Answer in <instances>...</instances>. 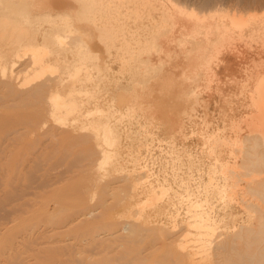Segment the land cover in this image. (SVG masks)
I'll use <instances>...</instances> for the list:
<instances>
[{"label":"bare ground","instance_id":"1","mask_svg":"<svg viewBox=\"0 0 264 264\" xmlns=\"http://www.w3.org/2000/svg\"><path fill=\"white\" fill-rule=\"evenodd\" d=\"M220 1L221 0H186L187 3L185 4L187 5H184L177 4V2H175L174 0H158V3H155L156 0H19L21 5L30 7L29 13L38 11L40 12L44 9H51L53 11L57 10V12L61 14V19L66 20L65 25L67 24L66 22L69 23L66 26L63 23V25L65 26H62L63 29H66L67 27V29L70 30L71 28L68 27L70 25L74 27L72 35L68 37L70 41L64 42L59 39L57 46L59 49H62V52L65 50L64 53L69 52L70 55L76 54L75 51H77L78 48L84 46L92 50L95 59H97L95 65L93 64L94 66H92V68L95 67L93 69L97 72L96 74L99 77V79L97 80V84H101V81H104L106 79L104 73L105 64L104 66L101 65L104 63L103 60L106 58V56H103L104 52H107V54H109V57H111L110 53L113 52V48L115 49L114 54L111 57L113 63H120L125 59H130V57L133 55L134 62H136L140 67L149 65L148 67H146V69L138 68L142 71L141 73L139 72L142 79L139 78L137 80L136 77L138 76H134L133 73L132 75L130 74V79H132V83H130V80L128 79L129 81L127 82V77H125L127 85L129 83L131 85H134L135 83L136 84L133 87L129 86V88H132L131 93L129 92L130 94H118L119 100L121 99L120 101L129 103V99H133L134 102H137V104H139V107H144L147 109V111L149 108H151L150 110L152 111L153 108L154 112L152 111V114H155V116L157 117L158 115H160V120H167L165 123L169 124V122L172 123L173 121H176V123L181 124V126H183L184 124L182 122L184 120H182L181 115L185 116L188 111L190 112V107L193 104L191 101H195L196 97L198 98V96H200L201 98L203 96V92L198 89L200 83L198 82L197 78H195V76L198 75L200 71L204 75L205 80L203 88L205 91H210V86L216 85L217 82L215 78H218L222 70L226 68L227 63L230 59L237 58L243 60L248 57L247 52L239 45L236 46L233 42L240 40L243 43V47H252L251 42H253V40H257L261 43V49L257 50V54L261 55L262 52H264V21H261L254 25H250L249 23L242 24L243 22H246L248 20H243V14L240 12L241 10L236 11L235 5L233 6V8L231 7L232 9H229L227 7L226 9L225 7L221 8V6H223L221 4L223 0L221 2ZM228 1H225V3H227ZM242 1L244 2L242 6L245 5V8L246 6L247 8L248 6L250 7V4H259V8H264V0ZM230 2H233V0ZM84 4L99 5L100 8L96 9V11L94 12V14L97 13L98 15H93L91 19H87L86 17H81L80 14L89 16L91 11L76 12L73 10V8H76L78 6L83 7ZM235 4L238 5L237 2H235ZM4 8H2L3 13H1L2 10L0 8V17H3L4 15L2 14L6 13L4 11ZM227 9H229V11ZM13 10L14 9L10 10L11 13ZM7 14H9V12ZM61 21H59L58 23H60ZM40 31L41 30H39V32ZM43 31L44 30H42V32ZM37 35H33L29 40L31 41V43H27L29 46L26 47L29 50L25 49L26 51L30 52L27 72L31 71L29 74L31 75L32 82H34V79L36 82L37 77L43 75L44 72L52 68V65L54 64L53 63L51 65V62L49 60L50 57H48L50 55L49 52H51V50H48L49 47L47 46L48 48L46 49L42 45H39L38 42H36L38 39L42 40L44 36L41 35L40 37H38ZM107 42H110V44H106ZM65 43L67 44L65 45ZM51 44L53 46L55 43ZM43 45L45 44L43 43ZM104 45H106L107 47H104ZM54 48L52 49L50 47V49L52 50H54ZM82 50H84L85 52L84 48H82ZM11 51H13V54H15V56L11 59H6L0 56V73L3 75L7 72L9 77V81H6L1 90L7 86H11L10 90L6 88L5 89L7 91L4 89L3 91L0 90V94H2L1 98L4 102L3 104L7 103L8 109L13 110V103L17 101L23 102L26 99H37L40 105V102L44 100L46 104H43L44 107L43 105L41 106L43 107V110H41L43 111L42 114L44 116V119H42V121L40 120L41 122H39V126L42 128L43 125L47 124L48 121L52 122L53 125L54 123L60 124L61 126L58 125L57 127H52L50 125L53 128L51 129L52 132L56 131V134H58L57 130L58 132H63V130L61 131L60 128H62L64 122L66 125L69 124L67 122L68 120H66L65 117H67L68 119V116H70L72 118L71 122H76L78 119H80L81 122L85 120L89 122V124L95 122L96 120L95 124L91 125L92 133L84 135H92L90 136V138L92 137L94 139L96 146L95 149H97V152L99 154L96 153L98 157L96 155V159L94 160L93 165L91 164L92 167L90 168L92 169V174L96 175V179L98 177L101 179V177L106 175V172L99 171L101 170V168L105 167L106 164L111 163L109 150H107L106 145L110 146L113 142V140L110 139L111 134H113V128L109 127V123L107 125L108 127H105L103 129L105 125L102 127V124H104L105 122L101 123L102 120L101 118H99L102 115L98 116L97 118L96 116L99 114H94L95 112L98 113L102 110V114L104 116L105 113L101 108L103 104H99L97 106L98 108L94 106V108L87 109V111H83L82 108H80L86 103L82 98V95L85 91L81 89L84 88L83 85L85 83L83 85L81 84L80 86H78V84L82 82H88L85 81L86 79L81 82L79 81L80 79L82 80L84 76H88L87 73H90V71L88 70L89 68L87 69V66H85L86 64L83 61H81L83 62L82 64L75 66L73 65L74 63L72 64L71 61H69V58L66 59V57L63 60L61 59L66 74H68L67 71L70 72L66 78H60L61 76H57L59 79L55 77L56 79L53 80L50 77V80H47V78L45 77L46 79L41 80L40 78L43 77L41 76L39 78L40 81L37 80V82H39H36L37 84L35 83V85L33 84V86L28 90L21 89L20 91H18L19 88L17 89L15 87L16 90L13 91L12 89L14 88V83H11V81L13 80L12 78L18 75V73L23 71L26 67L21 66L24 63H22L23 59L21 55L19 53H16L15 49H12ZM78 52L79 51H77V53ZM47 53L49 54L47 55ZM59 53L60 51L58 52V54ZM80 53L82 54V57L83 55H86V53ZM88 53H90V51H88ZM81 54L79 56H81ZM64 56L66 55L64 54ZM79 56L78 58L81 59V57ZM86 57L83 58L86 60ZM219 57L222 59L221 61H219ZM57 58L58 57L55 58V61ZM72 58L76 61L77 57L74 58L72 56ZM20 59L22 60L20 61ZM107 61L109 60L107 59ZM19 62H21L22 64ZM158 63H160V65H158ZM106 65L111 64H109L108 62ZM109 68L107 69V71L111 69ZM118 68L120 71V67ZM87 70L89 72H87ZM112 70L110 71L112 72ZM111 72H107V75L110 77L113 76L111 75ZM251 72V70H246L242 75L245 79V81L242 83V87L247 86L246 82L251 85L246 93L240 92V95L243 96V99H245L248 104L246 114L242 116L241 120L243 126H240V124L235 125L233 127L234 129L230 131V135H224L220 134L218 131H212L207 132L208 134H204V136L202 137V152H204L203 156L207 159V166L204 173L205 180H202L199 185H197L196 183L195 185L197 188H195V186H192L195 189L189 188L190 183H193L195 180L191 175H188L184 179L176 180L178 183H175H177L178 188H180L179 192L164 188L163 185L161 188L159 187L160 189L158 191L155 189L158 188V186H155L153 179L145 181V179H147L151 175L146 169L148 167L145 168L144 166L146 164L142 165V163H140L141 160L140 162H138V160L136 159L137 157L134 158V168H136V173L131 179L134 184L138 185L137 188H139L140 194L145 193L146 197L145 200L140 203V199L134 197V192H131V194H129L130 191H128L127 193V191L125 190L126 188H124L126 197L125 194L123 196L126 199L121 203V207H123L125 210H118L116 211L117 213L114 212L112 214L113 216H116V221H114V223L117 222V224L118 222L121 223L122 221H124L122 223L127 222V218L125 217L129 216V218L131 219L134 218L130 223H125L126 225H129V227L126 226L128 228V232H126L127 230H125L127 236L125 235L123 237L124 240L127 239L125 237H129V239H131L132 237L135 240L136 236H141L144 230H146V233L151 232L152 234V232L155 233L159 231V229H161V226H159L158 228V225L153 224L155 223L154 220L152 223L153 225H150L152 221L151 219L149 221V213L148 215L146 213L143 214L145 209H151L152 213L157 214V216L163 211V214L166 216L167 220L169 221L168 223L172 228L171 231L168 230V232L172 233L174 230H176L175 228L179 226L178 210L179 207L183 206L185 210V218L180 220L181 230H178L180 231L179 235L172 237V235L174 234L173 233L170 238L167 237L169 238L168 243L166 242L164 244H161L163 245V248L169 247L173 249L175 257L174 261L176 260L179 264H264V62L256 67L252 73ZM148 73L149 75H146ZM88 78L87 80H89ZM90 80H92L91 77ZM119 84L120 83H118L117 86H119ZM46 88L48 89L47 91L45 90ZM171 88L174 91L172 93L174 96L171 95L169 91H165L167 89L172 90ZM79 89H81V91ZM125 89L127 90V88ZM162 91L167 92V94H170L169 96L172 97H169L166 93L163 94ZM214 93L217 94L219 99L222 101H226L230 97L229 92H224L218 85L215 86ZM88 94L89 93L87 92L85 95ZM158 94L166 95L169 98L164 96L167 99L164 100L162 95L161 97L163 98V100L159 97V99L161 100L160 101L158 99ZM4 98L8 99L5 101ZM188 102L192 104L190 105V103ZM196 102L197 100L194 102L193 106L197 104ZM137 104L135 106H137ZM197 107L198 106H196V108ZM142 108H140V113ZM132 109L133 107L131 106V110ZM41 110L38 112L40 113ZM128 110L129 112L131 111L130 108ZM132 111L135 112L134 109ZM204 111L207 112L206 109ZM12 112H14V110ZM131 112L128 113L126 111L125 113H128L130 115ZM9 113H11V111H9ZM192 113L194 112H190L188 114L189 116H187V119L195 115H192ZM147 117H145L144 119H147L148 121L150 117ZM155 118L153 119V121H155ZM64 119L66 121L62 122ZM157 120H159V118H157ZM63 128L65 130V128L67 129L68 127L63 126ZM78 128H80L78 125L72 123L70 124L69 130H67L69 131V133L73 134L74 132L78 131ZM54 132L52 134H54ZM64 134L66 133L64 132ZM115 140L117 142V138ZM190 158L191 156L187 159ZM195 164L197 163L195 162ZM109 165L113 164L111 163ZM196 168L198 170V167ZM188 169L190 170V167ZM93 178H95V176ZM93 183L94 182H92L91 185ZM126 183H128V181ZM94 186L96 187L97 185ZM94 186L92 185V188H94ZM127 187H129V185ZM131 188L130 190L134 189V187L133 189ZM89 189L91 190V188ZM113 189L110 187L107 189H102V191H100L101 193H108L109 191H111L109 193H112L114 192ZM93 194L94 193L91 192L90 196H92ZM140 194L139 192L137 193L138 196ZM86 197L90 199V197ZM89 199L88 202L90 201ZM159 202H161V206L159 205ZM61 203L62 202L60 201V204ZM55 207L52 209H55ZM90 214L92 215L90 211H86V213L83 212L82 214L77 215V217L73 219L71 218L75 221V223L74 221H70L73 222V225L76 224V222L77 224H79V221H83V219L85 220L87 215ZM130 216H132L133 218ZM155 216L156 215H154V217ZM122 217L124 218L122 219ZM120 218L122 221L120 220ZM69 225L71 224L69 223ZM152 226L157 227L158 230L156 231L154 228H152ZM120 227H123V225L121 226L120 224ZM114 233H116V230H114ZM118 234L117 236L121 237L124 235V233L122 235L121 232V235ZM110 235L114 236V234L112 233H109V235L107 233L105 237H108ZM165 235L164 238H166ZM117 236L115 237V239L117 238ZM140 236L138 237V239L140 238ZM154 237L156 239V236L153 235V240H151L154 242L152 243H155ZM103 238L104 236L96 235L90 238L88 245L90 244L92 246V243L94 245V243L99 242V245L101 246L99 254L94 252V256L93 254H91V259L95 258L96 256L99 257V255L103 254V252L106 254H104V256L100 255L99 258H95V263L88 262L89 264H114L115 262L117 264H120L122 261L123 264H142V261L148 259V257L150 258V255L151 258L153 256H158V253L153 255V253H155L153 252V249L155 248L150 249L152 252L151 254H148L149 256L144 251V253L148 256L146 257L143 255L144 257H146V259L141 255V251L135 252L137 255L139 254L138 256H133V254L135 255V253L131 254L133 251H131L130 253L129 250L125 249L128 247L124 245L125 243H127L126 241H123L125 242L124 244L122 243V245L125 247L122 246L123 248H121V244L120 246L117 245L119 244L117 243L119 241H114L115 244H105V239ZM123 238L121 239L123 240ZM133 239L132 241H134ZM122 240L120 241L122 242ZM103 241L107 249L105 251H103L105 248H102ZM161 241H163V239ZM152 243L151 246H153ZM79 245L81 246L82 243ZM111 245H114V247L116 248L114 249L113 247H111ZM154 245H156V243ZM73 246H71V248ZM151 246H149V248ZM109 248H112L113 250L112 255V251H110ZM14 249L17 248L14 247ZM145 249H147V247ZM156 249H158V247ZM127 251L132 256H129ZM157 251L158 250H156V252ZM75 255L76 257L80 258L82 253L80 251H76ZM87 256L84 257L85 261L86 258L87 261L90 260V255ZM117 259H120L121 261L119 260L120 262H118ZM155 264H158V259L155 261Z\"/></svg>","mask_w":264,"mask_h":264},{"label":"rangeland","instance_id":"2","mask_svg":"<svg viewBox=\"0 0 264 264\" xmlns=\"http://www.w3.org/2000/svg\"><path fill=\"white\" fill-rule=\"evenodd\" d=\"M174 1L177 2V4L187 5L185 4L187 3L186 0H174ZM225 1L228 0H223L222 1L223 3L221 2V4L223 5L221 6V8L225 7L226 9L227 7L229 9H232L233 6L235 5L236 11L241 10L240 12L243 15L242 14L239 15L243 16V20H248L246 22H243L242 24L249 23L250 25L252 24L254 25L261 21H264V8H259V4L258 5L250 4V7L248 6L247 8L246 6L245 8L244 7L245 5L242 6L244 4L242 0L239 1L233 0V2L235 1L238 3L239 7L237 4H235V2L234 4L233 2H230L232 0L228 1L230 3L228 2L225 3ZM155 3H158V0H156ZM0 8L1 10L2 8H4V11L6 12L5 14H2L4 15L3 17H0V43H1L0 56L6 59H11L15 56V54H13V51L11 50L15 49L16 53H19L23 59V60L20 59V61L22 60V63L23 62L26 63V64L24 63L22 64L21 62H19L22 64L21 66H24L26 68H24L23 71H21L20 73H18V75L12 78L13 80L11 81V83L12 84L14 83L13 84L14 88L12 87L13 88L12 90L13 91L16 90L15 87L17 89L19 88L18 91H20L21 89L28 90L30 87L33 86V84L35 85V83L37 82V80H39L41 76H43L40 78L41 80L46 78L47 80L48 79L50 80V77L54 80L56 79L55 77L57 76L59 77L61 76L60 78H66L67 75L70 73L67 71L68 74H66V72L64 71L65 69L63 68L62 60L66 57H67L66 59L69 58V61H71L72 64L74 63L73 65L75 66L80 65L84 62L86 64L85 66H87V69L89 68L88 70L90 71L91 75L90 73H87L88 76H84V77L82 76L83 78L82 80L80 79L79 82L84 81V79H86L85 81L88 82H82L78 84V86H80L81 84L83 85L84 83L87 84V85L84 84L83 85L84 88L81 89L84 90L86 93L88 92L89 94L90 93L91 94L85 95L86 93L84 92L82 98L86 103L84 104V106H81L80 108H82L83 111H87V109L94 108V106L97 107L99 104L101 105L103 104L101 108L105 113L104 116L102 114L101 109H100L101 112L98 113L95 112L94 114L96 115L99 114L97 116L95 115L97 118L98 116L101 115L103 116V117L102 116L99 117L102 120V122L100 120L101 123L105 122L104 124H102V127L105 125L103 129L105 127H108L107 125L109 123H110L109 127L113 128L112 129L113 134H111L110 137V139L113 140V142L110 146L106 145V148L107 150H109V154H110V162L113 165H109L111 164L109 163L106 164L105 167L101 168L99 172H106V175L101 177V179L99 177L96 179V175L92 174V169L90 167H92L93 162L96 159V155L99 153L97 152V149H95L96 146L94 139L92 137L90 138V136L92 135H84V134L92 133L91 125L95 124L96 120L91 124H89V122L85 120L81 122L80 119H78L79 121L77 120L76 122L73 121L71 122L72 118L68 116V119L67 117L65 118L66 120H68L67 122L69 124L67 125L65 124L64 122L66 121L65 119L62 121L64 122V125H62V128H60V130L61 131L63 130V132L59 131L60 132L59 133L57 130L58 134H56V131L55 132L53 131L54 134H52L53 133L51 130L53 129L52 127L53 126L57 127L60 124L54 123L53 125L52 122L48 121L47 124L43 125L42 128L39 126L40 125L39 122H41L42 119H44L43 118L44 116L42 114L43 113L42 110L44 107L43 104L45 103L44 100L40 102V105L37 99L36 100L26 99L23 102H19V101L14 102L12 107L14 112H12L13 111L12 109L11 110L8 109L7 103L3 104L4 102L3 99L1 98L2 94H0V232H1L0 233V258H1L0 264H7V263L8 264H58V263L59 264H89L88 262L93 263L95 258H97L98 256L95 255L96 257L91 259L92 258L91 254H93L94 252L99 254L101 248L99 242L94 243V245L92 243V246L90 244L88 245L90 238L94 237L95 235L104 236L103 239H105L104 240L105 244L108 243L115 244L114 241L115 242L119 241L117 242L119 243L117 245L120 246L121 244L120 246L121 248L128 246L125 249L129 250L130 253L131 251H133L131 254L141 251L140 253L142 256L144 255L148 257L149 256L148 254H151L152 252L150 249L155 248L153 249L154 250L153 252H155L153 253V255L158 253L157 254L158 256H153L151 258L150 255V258L148 257V259H146V257L143 256L146 260L142 261V264H155V261L157 259H158V264H179L177 263L176 260H175L176 262L174 261L175 257H174L173 249L169 247L163 248L162 247L163 245L161 244H164L166 242L168 243L169 241L168 239L171 237L173 233L174 234L172 235V237L179 235L180 231L178 230L180 229V225H181L180 220L185 218L184 215L185 210L183 206L179 207L178 210L179 226L175 228L176 230H174L177 231L178 233L174 231L172 233L168 232V230L171 231L172 228L168 223L169 221L167 220L166 216L163 214V211L161 214H158V216L157 214H153L151 209H145L144 213L142 211L143 214L146 213L148 215L149 213V216L154 218L152 219L149 217V221L150 219L152 221L150 225L153 224L158 225L157 226L158 228L159 226H161L160 227L161 229H159V231H157L158 230L157 227L152 226V228H154L157 231L155 233L152 232V234L151 232L146 233V230H144L145 234L144 232L142 234L144 239L142 235L141 236L139 235L141 239L140 238L138 239L139 236L138 237L136 236L135 240L132 237L131 239H129V237H125L127 239L124 240L123 237L126 235L125 230H127L126 232H128V228L126 226L129 227V225H126L125 223L128 222L130 223L134 218L132 216L130 217H132L133 219L129 218V216L125 217L127 218L126 219L127 222L125 223H122L124 221H122L120 218L122 222L121 223L118 222L117 224V222L114 223V221H116L115 219L116 216H113L112 214L118 210L119 211L125 210L123 207H121V203L124 202V200L126 199L125 190L127 191V193L128 191H130L129 194H131V192H134L133 193L134 197L140 199L139 200L140 203L145 200L146 194L145 193L140 194V190L139 188H137L138 185L134 184L131 179L136 173L135 170L136 168H134V158L136 157L138 162H140L141 160L140 163H142V165L146 164L144 166L145 168L148 167L146 169L151 174V175L149 174L150 176L147 179H145V181H148L149 179H153L155 186H158V188L155 189L158 191L163 185L164 188H168L172 191L179 192L180 188H178L177 186L178 182L176 180L184 179L188 175H191L195 180L194 182L192 181L193 183L189 182L190 183L189 188L192 189L197 188L195 185L196 183L197 185H199V183L202 182V180L203 181L205 180L204 173L207 166V159L203 156L204 152H202L203 150L202 137L204 136V134L207 135L208 134L207 132H212V131L215 132L218 131L220 134L230 135V131L234 129L233 127L235 125L240 124V126H243L241 120H242V116L246 114L248 104L247 101L243 99V96L240 95V92L246 93L247 90H249V88L251 87V85L248 82H246L247 86L242 87V83L245 81L242 75L245 73L246 70H251L253 72L256 67H258L261 63L264 62V52H262L261 55L257 54V50L261 49V43L258 42L257 40H253V42H251L252 47L249 46L243 47L242 41L237 40L236 42H233L236 46L239 45L241 48H243L247 52L248 57L243 60L237 58L230 59L229 62L227 63L226 68L222 70L218 78H215L217 82L216 85H218L224 92L226 93L229 92L230 97L228 100L222 101L219 99L217 94L214 93V88L216 85H211L210 91L204 90L203 85L205 80H204V75L202 74L201 71L198 73V75L195 76V78H197L198 82L200 83L198 89L203 92V96H202L203 99L200 96H198V98L196 97L195 101L197 100L196 102L197 104L194 106L193 104L195 101H191L193 104L188 102L190 103V105L192 104L191 107L187 103L188 106L190 107V112H194L192 113V115L195 114L194 115L195 117L190 115L192 116L191 117L192 119L189 117L188 120L187 116H189L188 115L190 113L189 111L188 113H186L185 116L181 115L182 120H184V121L181 120L184 123L183 126H181V124H177L176 121H173L174 124L173 122L171 123L169 121H168L169 124L165 123L167 120H160L161 119L159 117L160 115H158L157 117L155 116V114L154 115L152 114L154 112L153 108H152L153 112L150 110L151 108H149L147 111L146 108L139 107L138 106L139 104H137V102H134L133 99H129V103L127 102L124 103L123 101H120L121 99L119 100L118 94L120 95L123 93L125 95L129 92L131 93L132 88H129V86L133 87L136 84V83L134 85L130 84L132 83L131 82L132 79H130L131 78L130 74L132 75L134 73V76H138L136 77V79L138 80L139 78H141L140 73L142 72L138 68L146 69V67H148L149 65L145 67H140L136 62H134L133 55L130 57V59H125L120 63H116V62L113 63L111 59L115 51V49L113 48L112 49L113 52L110 53L111 57H109V54H107V52H104L103 56H106V58L103 60L104 63L101 65L104 66L105 64V71L104 70L103 71L105 73L106 79L104 81L102 80L101 84L100 83L97 84L98 83L97 80L99 79V77L96 74L97 72L93 69L95 67L92 68V66L95 65V62H97V59H95L92 50L84 46L78 48L77 50L79 51L78 53L77 51H75L76 54L70 55L69 52L64 53L65 50L62 52V49L58 48L57 43L59 42V39L64 42L70 41L68 37L72 35L74 31L73 29L74 27H72V25L68 26L69 28L72 29V32L71 29L69 30L67 29V27L66 29L68 31L66 29H63V27H65L69 23L66 22L67 24L65 25L66 20L61 19L62 18L61 14L58 13L57 10L53 11L51 9H44L40 12L38 11V12L29 13L30 7L21 5L19 0H0ZM99 8L100 6L97 4L96 5L84 4L83 7L78 6L76 8H73V10L76 12L91 11L89 16H84L79 13L81 17H86L87 19H91L93 15L94 16L98 15L97 13L94 14V12L96 11V9ZM12 9H14L15 11L13 10L14 12L12 11L11 13L10 10ZM229 9L227 10L229 11ZM8 12L9 14H7ZM1 13H3V10ZM59 21L61 22L58 23ZM63 23L65 26L63 25ZM39 30L41 31L39 32ZM42 30H44L43 31L44 33L42 32ZM68 32L71 34H69ZM33 35H37L38 37L43 35L45 39L44 38L42 40L38 39L39 41L37 40L36 42H38L39 45H42L46 49L49 47L48 50L49 51L51 50V52L53 51L52 53H55L52 54L51 52H49L50 55L48 56L50 57L49 60L51 62V65L54 63L52 65L53 67L45 71L44 74L41 75L40 77H37L36 82L35 79L33 80L34 82H32L31 75L29 74L31 71L27 72V65L29 62L30 52L26 51L28 49L26 46H29L27 43H31V41L29 40L32 38ZM50 42L53 44L55 43L54 45L56 50L54 48V45L52 46ZM43 43L46 46L43 45ZM66 44L67 43H65V45ZM106 44H110V42H107ZM50 47L52 49L54 48V50L50 49ZM104 47L107 46L104 45ZM82 48L85 49V52L84 50H82ZM59 51L61 54L60 53L58 54ZM88 51H90L91 54L88 53ZM80 52H83V54L86 53L85 56L83 55V57L87 56L86 60L82 57V54ZM49 53H47V55ZM64 54L66 56H64ZM80 54L81 56H79ZM72 56L74 58L76 57L78 58L79 56L81 57V59L78 58L80 60L79 61L76 58L75 61L73 60ZM54 57L55 58L58 57L56 61ZM107 59L109 61H107ZM221 60L222 59L219 57V61ZM108 62L111 65H106ZM158 65H160V63H158ZM106 66L107 67L109 66L111 68L110 69L108 67L110 70L113 69L112 72L110 70L107 71L108 68ZM118 67H120V71ZM88 70L87 72H89ZM107 72L108 73L111 72V75L113 76L112 77L108 76ZM89 75L92 78V80H90ZM146 75H149V73ZM125 77H127V82L130 80L129 81L130 83L128 85ZM87 78L89 80H87ZM123 78L125 79V82ZM6 81H9L8 73L6 72L3 75L0 73V90L5 85ZM118 83H120L119 86H117ZM10 87L11 86H7L5 88L10 90ZM5 88L3 89L6 90ZM125 88H127V90ZM3 89L1 91H3ZM81 89L79 90L81 91ZM45 90L47 91L48 89L46 88ZM165 91H169L171 95H173L172 93L174 92L173 89L172 90L167 89ZM165 91H162L163 94L165 93L167 94V92ZM163 94L160 95L158 94V99L159 97L161 99L162 98L161 96ZM164 96L167 98L172 97V96L168 97L166 95H163L164 100L166 99ZM7 99L4 98L5 101ZM136 104L137 106H135ZM42 105L43 107H41ZM131 106L133 107L135 112L132 111L133 109L131 110ZM196 106L198 107L196 108ZM129 108L132 111V112L130 111L131 112L130 115L128 114L130 113L128 110ZM140 108H142L141 113H140ZM39 109L40 110L42 109L40 113L38 112L40 111ZM205 109L207 110V112L204 111ZM8 110L11 111V113H9ZM126 111L128 113H125ZM152 115L154 116V118L156 117L155 121H153L154 118ZM147 116L150 117L148 121L147 119H144ZM157 118H159V120H157ZM72 123H75V125H78L80 127L78 128V131L74 132L73 134L69 133L68 131L70 124ZM63 126L68 127L67 128L68 130L65 128L66 130L65 131ZM64 132L66 134H64ZM116 138H117V142L115 140ZM188 154L191 156L190 158L191 160L187 159L188 157H190ZM195 162L197 164H195ZM186 166L187 167L189 166L190 170L188 169L189 167L187 168ZM196 167H198V170ZM94 176L95 178H93ZM127 181L128 183H126ZM92 182H94L92 184L93 186L94 185L97 186L96 187L94 186V188H92L91 185ZM128 185L129 187L130 186L132 187V188L130 187L131 189H133V187L134 189L130 190V188L127 187ZM192 186L193 187L195 186V188H193ZM110 187L112 189L114 188L113 189L114 192L109 193L111 192L109 191L108 194L105 191L106 193H101L102 189H107ZM89 188H91V190ZM124 188L126 189L124 190ZM55 190L57 193L55 192ZM91 192L94 193L95 195L93 194L92 196H90ZM138 192L140 194L139 196L137 195ZM124 194L125 197L123 196ZM86 196L90 197V199L87 198ZM88 199L90 200L89 202ZM60 201L62 202L61 204ZM98 202L99 204L101 203L102 204L99 205ZM159 205L160 206L162 205L161 202H159ZM54 207L55 209H52ZM86 211L88 212L90 211L92 215L91 214L87 215L85 220L83 219V221H79V224H77L76 222V224L73 225V222L71 221L74 220L72 219L77 217V215L82 214L83 212L86 213ZM154 215L156 216L154 217ZM123 218L124 217H122V219ZM153 220L155 223H153ZM69 223L71 225H69ZM120 224L121 226L123 225V227L126 228L124 229L123 227H120ZM1 230L2 231L4 230L3 233ZM114 230H116V233H114ZM120 232L122 235L124 233L122 237L117 236V234L118 233L120 234ZM107 233L108 235L109 233H112L114 234V236L110 235L108 237H105ZM162 233L164 235L167 233L165 235L166 238H164V235ZM115 234L117 236L116 239H115L116 237ZM153 235L156 236V239L154 237L156 245H154L155 243H152L154 242L152 241ZM121 238H123V240ZM132 239L134 241H132ZM162 239L163 241H161ZM120 240H122V242ZM104 241L102 248L105 249L104 250L101 249L103 251L107 250L106 246L104 245ZM123 241H126L128 244ZM81 243L82 245L83 244L84 245L80 246L79 244ZM86 243L88 247L86 246ZM122 243L123 244L125 243L124 244L125 246H123ZM151 243L153 246H151ZM71 246L73 247L71 248ZM149 246L151 247L149 248ZM155 246H157L158 249H156L157 247ZM14 247L17 249H14ZM111 247H113L114 249L116 248L114 247V245H111ZM146 247L147 249H145ZM12 249H14L15 251ZM109 249L110 251H112L111 253L112 255L113 250L112 248ZM156 250L158 251L156 252ZM76 251L77 252L80 251L82 253L80 258L76 257L75 255ZM144 251L148 256L144 253ZM146 251H148L149 253ZM130 253L128 252L129 256H132L130 255ZM104 254L106 253L103 252V254L100 255L104 256ZM87 255H90L89 256L90 260L87 261L86 258L85 261L84 257H86ZM138 255L136 253L135 255L133 254V256H138ZM117 260L118 262L121 261L120 259Z\"/></svg>","mask_w":264,"mask_h":264}]
</instances>
